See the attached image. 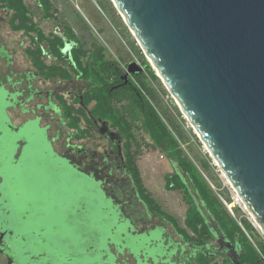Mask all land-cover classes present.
<instances>
[{
  "label": "flooded vegetation",
  "instance_id": "obj_1",
  "mask_svg": "<svg viewBox=\"0 0 264 264\" xmlns=\"http://www.w3.org/2000/svg\"><path fill=\"white\" fill-rule=\"evenodd\" d=\"M68 1L72 5L76 0ZM99 1L104 5V0ZM18 5L14 30L13 11L0 0V264H245L238 234L228 237L196 194L194 202L206 231L199 236L187 230L195 238L192 242L146 206L139 194L134 177L137 170L141 178L137 122L127 97L148 71L128 66L136 63L142 69L146 64L138 62L131 49L128 56L122 55L118 41L111 38L107 44L88 46L72 24L88 29L74 11H61L56 0H18ZM5 33L16 35L13 46ZM94 54L99 57L97 65ZM89 70L98 78L96 84ZM88 91L119 93L120 99H110L96 109V102L84 103ZM121 115L120 125L109 118ZM38 146L47 150L46 158L64 175L95 183L101 203L112 205L109 212L100 207L102 224L112 225L110 234L129 218L126 210L138 213L137 223L129 218L130 227L123 226L131 250L123 242L115 245L103 233L93 234L90 248L72 252L58 246L61 229L50 222L45 209L52 206L53 196L28 191L27 172L34 167ZM74 192L65 189V197H73ZM66 199L60 200V207L67 206ZM72 207L78 216L88 214L83 203ZM154 218L160 222L145 228ZM115 219L119 220L114 224ZM165 223L172 227L175 240ZM148 249H153L151 256Z\"/></svg>",
  "mask_w": 264,
  "mask_h": 264
},
{
  "label": "water",
  "instance_id": "obj_2",
  "mask_svg": "<svg viewBox=\"0 0 264 264\" xmlns=\"http://www.w3.org/2000/svg\"><path fill=\"white\" fill-rule=\"evenodd\" d=\"M264 237V0H110Z\"/></svg>",
  "mask_w": 264,
  "mask_h": 264
},
{
  "label": "rangeland",
  "instance_id": "obj_3",
  "mask_svg": "<svg viewBox=\"0 0 264 264\" xmlns=\"http://www.w3.org/2000/svg\"><path fill=\"white\" fill-rule=\"evenodd\" d=\"M104 1L107 9L110 10L109 12L100 1L97 3L91 1L90 8L85 6V3L81 1H75V4L78 7H76L75 4L69 5L68 0H56V4L59 9H61V11H74L79 22H81L86 27V29H88V32H85L75 24H72L80 39L88 46L94 43H97V45H102L103 42L106 43L109 39L106 38L105 34L96 35L95 32L98 31V27L89 12L94 11L97 15H99L98 17L102 25L112 32L113 40L118 41L117 45L121 48L122 55L128 56V51L131 49L133 52H135L137 61L143 63L142 61L146 60L135 39L124 25L122 19L118 15L110 0ZM115 22L119 25V30L115 28ZM4 36L5 38L7 36L6 40L8 41V44L13 46V42L17 39L16 35H6L5 33ZM143 83L145 87L153 91L154 99L151 101V103L164 118L165 123L170 127L171 130L174 127L179 128L182 138L179 136L180 139L178 138V142L180 148L182 149L183 156L197 167L200 175L203 177L217 198V195H221L223 198L229 201L231 198V191L227 181L218 168L214 165V162L209 157L208 153L200 143L192 128L184 119L183 115L179 111L169 93L166 91L162 82L157 77L151 80L148 73H146L143 77ZM137 125L140 126L141 124L138 122ZM136 133L139 149L137 157L138 168L141 173V179L144 188L146 189L147 193L155 200V202L161 206L163 211L177 219L179 226L181 227L183 225L188 204L184 201L181 191L169 192L165 191L164 189V178L167 175L173 174L174 164H172L166 158V156L163 160L159 158L162 152L153 146L149 137L141 129V127L138 128ZM46 151V149L39 146L35 149V153L33 154L35 158L34 167L31 172H27V185L29 194L34 193L36 195H42L44 193H50L53 196L52 206L45 209L50 212V222L52 224H56L57 227H60L61 229V236H57L58 246L72 252L75 250H80L82 247L90 248L93 246V234L103 233L105 238H109L115 245H119L121 242H123L122 246L131 250L132 245L129 243L127 231L123 226L130 227L129 218L137 223V221H139L136 219L137 217L139 218L138 213L135 211V213H132L130 210H126L124 215L129 218H124L121 221L122 226L116 230H113V232L110 234L108 229L112 225L109 226L102 224L101 217L104 214L100 211V207L102 205L105 209V212H109L110 207H112L110 202L101 203L95 183L92 184V182L83 180L82 178L81 180L80 178L74 175L72 176L69 173L64 175L65 171L62 168H59V166H57L54 162H51L46 158ZM204 160L208 162V166L205 169L202 168V162ZM31 175L33 176L31 177ZM29 177L33 179L31 180ZM71 188L75 191L74 193H76V195L74 194L73 197L67 195L66 199L65 189L69 190ZM62 199H66L67 206L60 207V200ZM79 203H83L87 207L88 214L78 216L74 213V208L72 206H76ZM233 212L235 215L234 219L237 220L238 223L242 225L244 222H246L247 225L251 227L252 230L250 235L254 244H264V237L260 231L253 226L252 221L250 220V215L238 206L234 208ZM118 220L115 219L113 223L115 224V222ZM159 222L160 220L157 221L156 218H154L151 223H146L144 227L148 228L154 225V223ZM165 225L167 227V231L175 240L176 236L172 227L166 223ZM86 238H88V242H84L85 244L82 243V240H86ZM147 252L151 256L153 249H148Z\"/></svg>",
  "mask_w": 264,
  "mask_h": 264
},
{
  "label": "trees",
  "instance_id": "obj_4",
  "mask_svg": "<svg viewBox=\"0 0 264 264\" xmlns=\"http://www.w3.org/2000/svg\"><path fill=\"white\" fill-rule=\"evenodd\" d=\"M8 2V8L13 11L11 24L14 30L18 27L15 25L19 17V5L18 0H4ZM94 56V62L97 65L99 57ZM143 64H147L146 61H142ZM103 65V63H102ZM100 71L97 69L95 73L98 74ZM89 78L93 80L96 84L99 80L95 76L93 77V70H89ZM151 80L155 79L156 76L151 72H148ZM138 87L136 91H130L127 99L130 101L131 111L134 112V121L139 122L141 125L136 124V131L138 128L146 133L149 137L151 143L155 148H158L166 158L174 164L175 172L172 175H167L164 178L165 190L167 191H181L184 197V201L189 205L186 211L184 225L185 229L178 226L177 220L171 215L163 212L160 206L154 201V199L147 193L144 188L138 171L135 172V179L137 183V188L142 200L146 206H148L152 211H157L160 213L165 220L176 227L178 232L183 234L184 238L190 242L194 241V237L191 236L187 230L195 235L201 236L206 231V225L204 223L201 212L195 205V200L193 194H196L202 203L206 206L207 210L210 212L212 217L216 222L223 228L228 237L234 239V235L238 234V239L242 247L243 253L241 259L245 264H264V244L256 243L252 241L250 235L251 227L247 225L246 222L242 224V227L248 233L249 237L240 227L237 220L230 216L225 207L209 188L203 177L200 175L197 167L191 163L187 158L183 156L182 149L179 146L178 138H182L178 127H174L172 130L165 123L164 118L159 114L156 107L151 103L154 99L153 91L145 87L143 80H137ZM107 88H105L106 90ZM107 94V96H105ZM120 99L119 93H113L109 95V91H88L85 95L84 103L87 105L92 101L96 102V109H100V105L103 102H109L110 99ZM122 98V97H121ZM122 100V99H121ZM126 113V112H125ZM114 119L115 124L124 119L121 117H109ZM127 121V120H126ZM120 125V124H119ZM127 138H132L127 136ZM134 139V137H133ZM180 139V138H179ZM137 144L138 152V141L137 134L135 138ZM208 166V162L204 160L202 162V168L205 169ZM250 238V239H249Z\"/></svg>",
  "mask_w": 264,
  "mask_h": 264
},
{
  "label": "crops",
  "instance_id": "obj_5",
  "mask_svg": "<svg viewBox=\"0 0 264 264\" xmlns=\"http://www.w3.org/2000/svg\"><path fill=\"white\" fill-rule=\"evenodd\" d=\"M76 1H81V2H83V3H85V6H87V7H89L90 8V6H91V1H94V3H97V0H76ZM101 2V1H100ZM57 5V4H56ZM76 5V4H75ZM103 6H105V8L107 9V6H106V4H105V1H104V5ZM76 7H78L77 5H76ZM108 10V9H107ZM89 11V10H88ZM110 10H108V12H109ZM90 12V15H91V17H92V19L94 20V22L96 23V25H97V27H98V34L99 35H101V34H105L106 35V38H111L112 40H113V36H112V32L111 31H109L104 25H102V23L100 22V19H99V15H97L94 11H89ZM114 25H116V29L117 30H119L120 28H119V25L118 24H116V22H115V24ZM106 30H107V32H106Z\"/></svg>",
  "mask_w": 264,
  "mask_h": 264
},
{
  "label": "built area",
  "instance_id": "obj_6",
  "mask_svg": "<svg viewBox=\"0 0 264 264\" xmlns=\"http://www.w3.org/2000/svg\"><path fill=\"white\" fill-rule=\"evenodd\" d=\"M229 188H230V186H229ZM230 191H231V198L229 201L227 199L223 198L221 195H217V196H218V199L220 200V202L222 203V205L227 210V212L230 214V216L235 218L233 210L236 206L240 207L238 204V201L241 202V200H239V197L234 193V191L231 188H230ZM231 205H232V207H231ZM239 225L242 228V230L245 232L242 225L240 223H239Z\"/></svg>",
  "mask_w": 264,
  "mask_h": 264
},
{
  "label": "bare ground",
  "instance_id": "obj_7",
  "mask_svg": "<svg viewBox=\"0 0 264 264\" xmlns=\"http://www.w3.org/2000/svg\"><path fill=\"white\" fill-rule=\"evenodd\" d=\"M240 200V199H239ZM238 204H239V206H240V208L244 211H246L247 212V210H246V208H245V206L240 202V201H238ZM231 207H232V205H231ZM248 213V212H247ZM249 214V213H248ZM250 220L252 221V224H253V226L255 227V228H257L259 231H260V233H261V230L259 229V226L257 225V223L253 220V218L250 216Z\"/></svg>",
  "mask_w": 264,
  "mask_h": 264
}]
</instances>
